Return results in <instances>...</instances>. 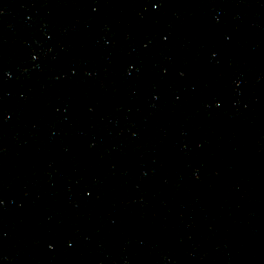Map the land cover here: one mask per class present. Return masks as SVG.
Wrapping results in <instances>:
<instances>
[{"label": "water", "instance_id": "1", "mask_svg": "<svg viewBox=\"0 0 264 264\" xmlns=\"http://www.w3.org/2000/svg\"><path fill=\"white\" fill-rule=\"evenodd\" d=\"M0 264H264V0H0Z\"/></svg>", "mask_w": 264, "mask_h": 264}, {"label": "snow or ice", "instance_id": "2", "mask_svg": "<svg viewBox=\"0 0 264 264\" xmlns=\"http://www.w3.org/2000/svg\"><path fill=\"white\" fill-rule=\"evenodd\" d=\"M158 5H154V7H157Z\"/></svg>", "mask_w": 264, "mask_h": 264}]
</instances>
